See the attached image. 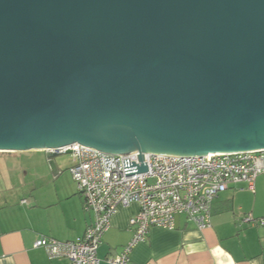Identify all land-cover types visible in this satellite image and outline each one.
I'll use <instances>...</instances> for the list:
<instances>
[{"label": "water", "instance_id": "water-1", "mask_svg": "<svg viewBox=\"0 0 264 264\" xmlns=\"http://www.w3.org/2000/svg\"><path fill=\"white\" fill-rule=\"evenodd\" d=\"M72 144L263 151L264 0H0V152Z\"/></svg>", "mask_w": 264, "mask_h": 264}, {"label": "crops", "instance_id": "crops-1", "mask_svg": "<svg viewBox=\"0 0 264 264\" xmlns=\"http://www.w3.org/2000/svg\"><path fill=\"white\" fill-rule=\"evenodd\" d=\"M44 153L34 159L31 180L22 185L16 201L10 203L0 194V264H69L64 258L49 259L42 248L33 247L35 240L42 236L76 240L93 222L68 167L53 160L52 170ZM12 173L0 172L9 186ZM27 175L24 171L23 178ZM137 212L133 203L117 208L97 250L99 264H109L107 259L131 240L129 220ZM247 214L255 220L264 218V173L256 178L254 191L237 183L220 193L212 201L206 229L199 230L183 215L176 216L171 231L150 228L146 240L130 253V264H264V226L241 223Z\"/></svg>", "mask_w": 264, "mask_h": 264}, {"label": "built area", "instance_id": "built-area-1", "mask_svg": "<svg viewBox=\"0 0 264 264\" xmlns=\"http://www.w3.org/2000/svg\"><path fill=\"white\" fill-rule=\"evenodd\" d=\"M49 152L70 156L68 171L93 222L76 240L58 241L42 236L33 247L42 248L49 259L64 258L69 264H99L98 247L120 206L133 203L138 212L129 220L131 240L119 254L107 259L109 264H130V253L146 240L150 228L171 231L178 215L185 216L199 230L208 228L212 201L220 193L237 183L254 191L256 178L264 173V150L167 157L137 151L110 155L72 144ZM141 165L145 172H139ZM240 221H256L264 226V218L255 220L251 214Z\"/></svg>", "mask_w": 264, "mask_h": 264}, {"label": "rangeland", "instance_id": "rangeland-1", "mask_svg": "<svg viewBox=\"0 0 264 264\" xmlns=\"http://www.w3.org/2000/svg\"><path fill=\"white\" fill-rule=\"evenodd\" d=\"M42 156H45V153L43 151L36 150L4 154L0 152V172L2 170H11L14 172L12 173V185L10 186L7 185L5 179L0 177V194L5 196L6 200H8L10 203L16 201V195L24 190L22 189V185L27 186L28 182H30L33 166L36 164L34 159ZM69 157V155H60L55 157L53 160H56L59 164H62L63 169H67V167L70 166ZM24 171H28L26 178H23ZM3 174H5V172H3ZM21 195L23 194L21 193Z\"/></svg>", "mask_w": 264, "mask_h": 264}]
</instances>
